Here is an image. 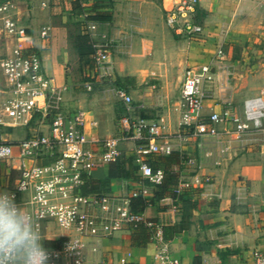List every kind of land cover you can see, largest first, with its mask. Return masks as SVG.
<instances>
[{
  "label": "built area",
  "instance_id": "obj_1",
  "mask_svg": "<svg viewBox=\"0 0 264 264\" xmlns=\"http://www.w3.org/2000/svg\"><path fill=\"white\" fill-rule=\"evenodd\" d=\"M197 5L198 0L174 1L165 10V23L189 40L198 39L204 33V26L198 18ZM13 8L12 0H0L2 27L10 36L25 37L26 27L14 18ZM88 16L87 12L80 16L82 31L89 35L96 67L102 70L110 59L114 42L101 29L100 22ZM50 30V25L43 26L41 36L48 37ZM216 54L221 57L220 51ZM0 68L7 79L0 112V190L14 192L17 204L33 213L35 227L45 241L63 238L59 247L48 246L44 241L47 248L58 254L53 255L51 264H76L77 259L84 264L90 253L98 250L104 237L138 223L150 227L151 239L157 244L150 264H182L172 254L170 243L164 237L162 221L151 220L144 212H134L129 207L130 195L147 197L151 187L142 183L125 198L91 191L88 189L91 172L116 162L123 145L131 143L138 174L156 185L162 182L164 172L161 168L155 170L145 155L170 154L174 150V138L195 137L204 142L210 138L219 140L224 135L264 130L262 95L246 98L242 113L229 102L209 113L204 112L216 93L212 61L184 68L175 106L180 116L179 130L173 133L164 132L157 119L144 116L141 111L145 105L134 104L132 95L115 84L111 91L121 104L118 131L109 135L92 132L90 111L78 105L70 107L66 100L69 86L57 84L45 70L42 57L19 45L0 58ZM86 87L91 90L92 82H87ZM32 123H39L42 128L28 131ZM20 126L25 127L22 137H12L16 136L15 132L12 134L7 129L13 132ZM262 151L264 153V145ZM192 161L190 157L183 162ZM3 175L7 176L8 184H1ZM192 185L190 180H179L174 188L176 196L170 197L172 211L179 210V194ZM71 239L83 245L81 256L65 253L64 246ZM129 256L130 253L123 256L121 263L137 264L129 263ZM236 264H264V252L256 250L251 259Z\"/></svg>",
  "mask_w": 264,
  "mask_h": 264
},
{
  "label": "crops",
  "instance_id": "obj_2",
  "mask_svg": "<svg viewBox=\"0 0 264 264\" xmlns=\"http://www.w3.org/2000/svg\"><path fill=\"white\" fill-rule=\"evenodd\" d=\"M12 1L14 18L20 25L26 27V36H10L12 42L16 41V45L28 52L38 53L42 57L45 70L54 77L55 82L69 86L67 92L69 97L70 87L72 88L75 82L73 67L79 64L78 51L71 38L74 33L72 22L76 20L82 25L81 18L76 17L71 11L72 0ZM114 1L112 0L111 11ZM145 1L148 3L137 6L154 3L163 11L170 8L176 0ZM218 1H213L215 5L211 3L210 6H204L207 9L225 7L219 4L225 0L217 3ZM137 6L134 5L133 9H139ZM198 9L199 5L197 15ZM113 22L114 14L112 20L100 22L101 28L104 24ZM45 25L51 26L48 37L41 36V28ZM163 27L171 29L164 18ZM196 40L190 41L197 42ZM260 41L264 49V32ZM261 54L264 56V53ZM212 55L205 62H214L216 93L214 99L205 107V113L218 109L225 102L231 103L239 113H242L246 98L255 95L264 97V58L259 63L260 70L257 68L244 70L241 66L236 69L235 64L238 62H227L225 66L228 74L231 73L236 80L232 81L230 78L226 82L220 79L218 67L221 64L218 60H213ZM203 56L209 55L201 54L198 57L202 59ZM176 101L177 99L164 110L161 118H155L160 121L164 132L173 133L179 130L180 116L175 107ZM71 102L78 106L90 105L89 102H84L83 105L81 104L83 101L80 100L79 103L77 99ZM93 119L97 122L91 124L92 132L100 135L114 133L112 126L104 123V119L94 112L93 115L91 113V120ZM263 145L264 130L224 135L219 140L210 138L204 142L198 141L195 137L187 140L173 139L174 150L184 154L186 159L193 158L191 163L182 161L174 166V169L179 172V180H190L193 185L183 189L184 195L179 199L178 211L170 209L169 196L149 205L144 215L162 221L171 234L167 240L172 254L182 264H236L240 260L251 259L256 250L264 252ZM216 160H221L222 163L216 164ZM107 169V165L97 167L91 172L90 177L93 180L103 179ZM110 182L115 192L112 194L116 195L119 191L118 187H114L117 185L115 183L117 179H111ZM131 235L130 227H125L113 235L104 237L98 250L91 252L84 264H122L121 258L127 253H130L129 263L150 264L157 251L156 242L151 240L144 246H137L132 244Z\"/></svg>",
  "mask_w": 264,
  "mask_h": 264
},
{
  "label": "rangeland",
  "instance_id": "obj_3",
  "mask_svg": "<svg viewBox=\"0 0 264 264\" xmlns=\"http://www.w3.org/2000/svg\"><path fill=\"white\" fill-rule=\"evenodd\" d=\"M213 1L198 0V18L204 26V33L197 42H191L172 29L163 27L165 10L162 11L156 4L137 6L148 2L115 0L112 10L114 22L104 24L101 28L114 42L110 59L102 70L97 69L95 63L86 70L80 64L73 67L75 82L73 87H70V98L66 95L68 105L75 107L71 102L74 99L78 102L82 100L83 105L84 102H89V106L87 104L82 107L88 108L92 115L94 112L102 117L104 123L112 126V131L117 133L121 104L111 91L113 84L125 88L132 95L134 103H144L147 117L161 118L164 110L173 105L179 96L182 71L187 65L205 62L213 54L215 61L218 60L221 64L218 67L220 79L226 82L230 78L232 81L236 80L231 73L228 74L225 66L227 62H238L235 64L236 69L241 66L244 70H260L259 63L264 58L260 41L264 32V0H225L222 3H219V0L217 3L225 7L205 8L204 5H215ZM134 5L140 10H134ZM72 23L74 33L82 31L78 21ZM15 42H12L10 35L0 25V58L11 52L17 44ZM217 51L221 52L220 58L216 54ZM201 54L209 56H203L201 59L198 57ZM87 82H92L91 90L87 89ZM6 86L7 79L0 68V112ZM95 122L97 120L93 119L92 125ZM38 124H33L28 131L34 132L42 128ZM7 130L12 134L15 132L16 136L12 137H22L25 127H15L13 132L11 129ZM121 155L136 163V153L131 143L124 144ZM147 156L148 154L145 155L146 158ZM1 178V184H8L7 176L3 175ZM115 183L117 185L114 187L119 188L116 195L120 198H125L130 191L142 185L135 179L126 178H118ZM102 188L114 192L111 182L104 183Z\"/></svg>",
  "mask_w": 264,
  "mask_h": 264
},
{
  "label": "trees",
  "instance_id": "obj_4",
  "mask_svg": "<svg viewBox=\"0 0 264 264\" xmlns=\"http://www.w3.org/2000/svg\"><path fill=\"white\" fill-rule=\"evenodd\" d=\"M111 8L112 0H72L71 2V11L76 17L79 18L83 12H87L89 14L88 18L97 20L99 22L112 20L113 13ZM71 38L75 48L78 51V61L80 66L84 70L93 67L95 61L89 35L83 31H80L73 33ZM141 113L146 116L144 110H142ZM185 159L186 156L177 150H173L167 155L155 153L148 154L147 161L149 164L155 170L161 168L164 172V178L162 182L153 185L147 179H143L139 174L136 175L138 168L137 164L132 159H125L121 155L116 162L107 165V173L103 179L100 178L98 180H93L91 177H89L88 189L91 191L108 192V189L102 188V185L104 183H109L111 179H135L137 182L144 183L151 187V193L147 197L142 195H130L129 197L130 209L134 212H144L149 205L154 204L162 198L176 196L174 193V188L178 184L179 172L174 169V166L180 164ZM183 195L184 192L180 193L178 198L181 199ZM149 219L156 220L152 218ZM130 229L132 230V244L144 246L152 240V230L145 223H138L135 226H131ZM163 233L166 239L171 236L168 229L165 227H163ZM62 240L63 238L46 240L45 243L48 246L59 247L62 243Z\"/></svg>",
  "mask_w": 264,
  "mask_h": 264
},
{
  "label": "clouds",
  "instance_id": "obj_5",
  "mask_svg": "<svg viewBox=\"0 0 264 264\" xmlns=\"http://www.w3.org/2000/svg\"><path fill=\"white\" fill-rule=\"evenodd\" d=\"M44 241L33 213L17 204L14 192L0 190V264H51L53 255L58 254ZM82 249L83 245L72 239L64 246L66 254L75 256H81Z\"/></svg>",
  "mask_w": 264,
  "mask_h": 264
}]
</instances>
